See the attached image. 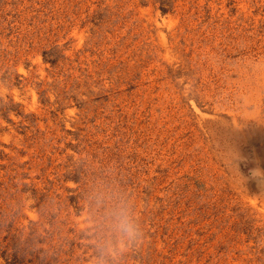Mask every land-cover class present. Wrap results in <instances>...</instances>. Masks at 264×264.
Segmentation results:
<instances>
[{
	"label": "rangeland",
	"instance_id": "rangeland-1",
	"mask_svg": "<svg viewBox=\"0 0 264 264\" xmlns=\"http://www.w3.org/2000/svg\"><path fill=\"white\" fill-rule=\"evenodd\" d=\"M0 264H264V0H0Z\"/></svg>",
	"mask_w": 264,
	"mask_h": 264
},
{
	"label": "clouds",
	"instance_id": "clouds-1",
	"mask_svg": "<svg viewBox=\"0 0 264 264\" xmlns=\"http://www.w3.org/2000/svg\"><path fill=\"white\" fill-rule=\"evenodd\" d=\"M108 226L115 232H118L121 238L129 241H135L138 237V229L135 221L122 207H114L105 217Z\"/></svg>",
	"mask_w": 264,
	"mask_h": 264
}]
</instances>
